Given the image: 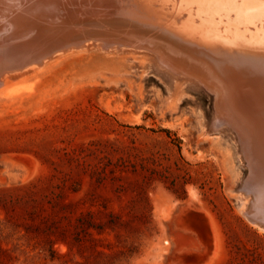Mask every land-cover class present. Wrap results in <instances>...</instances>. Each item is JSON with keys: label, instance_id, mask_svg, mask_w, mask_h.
<instances>
[{"label": "rangeland", "instance_id": "374dc122", "mask_svg": "<svg viewBox=\"0 0 264 264\" xmlns=\"http://www.w3.org/2000/svg\"><path fill=\"white\" fill-rule=\"evenodd\" d=\"M109 49L55 54L0 91V264H264L213 92Z\"/></svg>", "mask_w": 264, "mask_h": 264}, {"label": "bare ground", "instance_id": "6f19581e", "mask_svg": "<svg viewBox=\"0 0 264 264\" xmlns=\"http://www.w3.org/2000/svg\"><path fill=\"white\" fill-rule=\"evenodd\" d=\"M233 43L264 63V0H0V91L61 52L145 49L174 79L213 92L214 123L236 131L264 211V69Z\"/></svg>", "mask_w": 264, "mask_h": 264}, {"label": "water", "instance_id": "95a60500", "mask_svg": "<svg viewBox=\"0 0 264 264\" xmlns=\"http://www.w3.org/2000/svg\"><path fill=\"white\" fill-rule=\"evenodd\" d=\"M127 7H133V6H127ZM133 10H135V8ZM182 18H183V16L181 17V15H180L179 19H182ZM233 46L237 48L238 53H240L243 57H245V59H246L245 61L257 63V65H259V67L261 66V68L264 69V63L263 64H262V62L260 63V61L257 60V59H259V57L257 55H255L257 53L256 47L250 48V47H247L245 45L238 44V43H233ZM234 51H236V50H234ZM237 52H235V54H237ZM14 54H15V52H12V53L10 52L9 54H7V56H5V58L3 60H1L2 64L11 66L13 61H14L13 60ZM236 56H238V55H236ZM258 63H260V64H258ZM247 165H248V163H247ZM249 174H250V168H249L248 175L243 180L242 190L250 195L253 193V191L249 190V187L251 186L249 184L250 181L248 180ZM250 180L253 182V179H250ZM257 188H259V187H257ZM245 214L247 215V217L250 220H252L253 222L258 223L259 225L264 227V211L262 209H260L257 205L253 204L252 198H249V202H248L246 209H245Z\"/></svg>", "mask_w": 264, "mask_h": 264}, {"label": "trees", "instance_id": "16d2710c", "mask_svg": "<svg viewBox=\"0 0 264 264\" xmlns=\"http://www.w3.org/2000/svg\"><path fill=\"white\" fill-rule=\"evenodd\" d=\"M168 132V131H167ZM178 148H180V146L178 145Z\"/></svg>", "mask_w": 264, "mask_h": 264}]
</instances>
